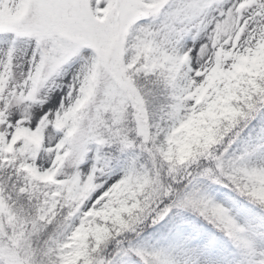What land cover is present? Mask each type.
Here are the masks:
<instances>
[{
    "label": "snow or ice",
    "instance_id": "1",
    "mask_svg": "<svg viewBox=\"0 0 264 264\" xmlns=\"http://www.w3.org/2000/svg\"><path fill=\"white\" fill-rule=\"evenodd\" d=\"M0 264H264V0H0Z\"/></svg>",
    "mask_w": 264,
    "mask_h": 264
}]
</instances>
